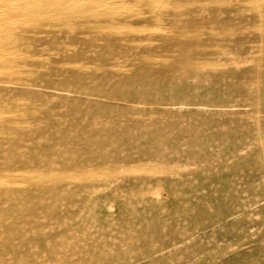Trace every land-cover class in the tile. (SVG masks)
I'll return each mask as SVG.
<instances>
[{
  "label": "rangeland",
  "instance_id": "obj_1",
  "mask_svg": "<svg viewBox=\"0 0 264 264\" xmlns=\"http://www.w3.org/2000/svg\"><path fill=\"white\" fill-rule=\"evenodd\" d=\"M15 1L0 264H264V0Z\"/></svg>",
  "mask_w": 264,
  "mask_h": 264
},
{
  "label": "bare ground",
  "instance_id": "obj_2",
  "mask_svg": "<svg viewBox=\"0 0 264 264\" xmlns=\"http://www.w3.org/2000/svg\"><path fill=\"white\" fill-rule=\"evenodd\" d=\"M18 1V0H17ZM17 1H15V2H17ZM43 1V0H42ZM44 2V1H43ZM165 2V1H164ZM18 3V2H17ZM15 4V3H14ZM140 4V3H139ZM43 5H44V3H43ZM63 5V4H62ZM21 6V5H20ZM30 6V5H29ZM21 7H24V6H21ZM19 8V7H18ZM98 8V7H97ZM54 9V8H53ZM52 9V10H53ZM22 10V9H21ZM30 10V9H29ZM14 12V11H13ZM28 16V15H27ZM21 17V16H20ZM45 18V17H44ZM50 18V17H49ZM15 18H13V19H9L8 21H12V20H14ZM7 20L6 21H4L3 23H6V22H8ZM28 21V20H27ZM46 22V21H45ZM2 23H0V25H1ZM13 37V36H12ZM159 60V59H158ZM166 60V59H165ZM193 67V66H192ZM15 71V70H14ZM53 176V175H52ZM86 176H89V174L87 175L86 174ZM90 177V176H89ZM38 178V177H37Z\"/></svg>",
  "mask_w": 264,
  "mask_h": 264
}]
</instances>
